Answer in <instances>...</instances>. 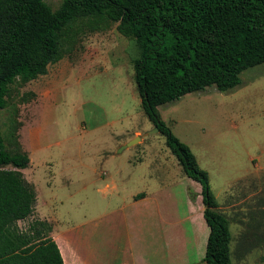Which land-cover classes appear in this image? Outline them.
I'll return each mask as SVG.
<instances>
[{
  "label": "rangeland",
  "instance_id": "1",
  "mask_svg": "<svg viewBox=\"0 0 264 264\" xmlns=\"http://www.w3.org/2000/svg\"><path fill=\"white\" fill-rule=\"evenodd\" d=\"M62 1L46 3L55 11ZM76 24L71 51L45 76L17 79L0 111L7 150L28 155L22 173L37 194L33 215L19 229L47 221L81 263L121 264L123 201L129 193L155 192L161 241L179 232L168 222L187 216L180 226L190 239L188 255L198 259L201 251L204 257L209 230L200 212L201 187L184 174L143 112L132 64L137 47L116 24L94 32ZM240 80L232 91L210 87L157 113L208 175L215 211L229 222L231 263L264 264V64L243 71ZM112 173L117 191L106 187ZM165 255V264L185 263L179 254Z\"/></svg>",
  "mask_w": 264,
  "mask_h": 264
},
{
  "label": "trees",
  "instance_id": "2",
  "mask_svg": "<svg viewBox=\"0 0 264 264\" xmlns=\"http://www.w3.org/2000/svg\"><path fill=\"white\" fill-rule=\"evenodd\" d=\"M76 23L91 32L116 24L137 47L132 64L143 112L201 187L209 229L203 262L232 264L229 222L215 211L208 175L159 119L157 107L210 87L232 91L243 71L264 64V0H63L55 11L46 0H0V111L17 79L45 76L71 51ZM29 164L24 152L7 150L0 132V264H64L49 222L34 220L24 232L18 227L37 201L22 173Z\"/></svg>",
  "mask_w": 264,
  "mask_h": 264
},
{
  "label": "crops",
  "instance_id": "3",
  "mask_svg": "<svg viewBox=\"0 0 264 264\" xmlns=\"http://www.w3.org/2000/svg\"><path fill=\"white\" fill-rule=\"evenodd\" d=\"M114 169L115 168H113V173L116 174L117 169ZM109 171L112 170L109 169L108 172ZM120 172L121 170H119L118 173L120 174ZM113 173L110 174L112 177H109L106 187L109 190L117 191L118 187ZM154 195L155 192L146 193L143 191H137L129 193V195L126 196V202L123 201V218L121 225L124 230L126 240L123 246L125 258L120 260L121 264H165L166 251L169 252V254L172 252L174 254H179L184 260V264H205L203 262L204 257H201L202 254H200L201 251H198V259L195 257L190 258L188 255V245L190 244V239L187 237L186 232L182 230L180 224L187 221L189 217L186 216L183 219H178L176 217L172 223L168 222L171 228H174L176 224L179 227V232L173 231L174 235L173 233L171 235L168 233L167 236L170 239L167 243H163L161 241L160 226L162 220H160L159 207L156 203ZM198 199L199 197L193 201V203H196ZM190 206L191 205H189V211ZM203 211L204 206L203 209L200 210L202 218ZM203 221L205 222L204 218ZM192 229L193 232H195L196 228L194 226ZM50 237L56 243L64 264H83L77 260V255H75L72 247L69 246L67 239L64 238L57 230L51 231ZM195 241L196 239L193 237V243ZM206 244L207 240L204 246L205 250ZM86 258L87 260H90L89 255ZM110 262L113 261H109V263Z\"/></svg>",
  "mask_w": 264,
  "mask_h": 264
},
{
  "label": "water",
  "instance_id": "4",
  "mask_svg": "<svg viewBox=\"0 0 264 264\" xmlns=\"http://www.w3.org/2000/svg\"><path fill=\"white\" fill-rule=\"evenodd\" d=\"M155 131H156V132H159L157 128H155ZM136 141H137V140H136ZM136 141L134 140V141L128 143V144H127L126 146H124L122 149H125V148H127V147H130L131 145H133L134 143H136Z\"/></svg>",
  "mask_w": 264,
  "mask_h": 264
}]
</instances>
